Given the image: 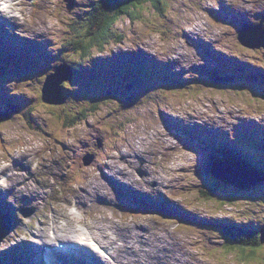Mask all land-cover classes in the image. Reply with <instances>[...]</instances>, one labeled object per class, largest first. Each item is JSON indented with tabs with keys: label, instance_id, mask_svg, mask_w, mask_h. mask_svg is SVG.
Returning <instances> with one entry per match:
<instances>
[{
	"label": "rangeland",
	"instance_id": "374dc122",
	"mask_svg": "<svg viewBox=\"0 0 264 264\" xmlns=\"http://www.w3.org/2000/svg\"><path fill=\"white\" fill-rule=\"evenodd\" d=\"M91 1L73 0L75 6L72 11H68L66 9L68 5L64 7L59 0H40L34 17L33 12H29L30 21H25L27 27L32 32L43 35L42 39L48 41L51 39L53 42L49 45L51 52H45L46 65L57 58H64L70 65H75V61L79 60L76 55L68 51H62L59 55L56 53L61 50L63 41L73 31L76 33L84 23ZM188 1L194 2V0H163V9L167 8V11L162 13L150 1L142 0L140 3L142 6L137 8L136 18L121 16L113 32L117 37L118 33L123 34V39L120 42L116 38L114 39L116 41H110L103 52L93 50L92 56L100 55L104 65H90L88 73L90 77L95 76L90 83L84 78L70 83L64 90L68 96L64 105L55 107L41 100L39 83L42 84L50 69L43 74H40L41 72L36 74V68L30 65L29 67L32 68L30 72L27 67H21L10 76L7 71L0 68V113L10 107L20 108L18 113L0 122V168L5 163L10 166L14 163V170L22 175L26 182V184L13 183L8 179L7 174H3L0 179L3 190L9 196L8 199L0 202L2 211L11 214L12 221L16 220V223L19 221L18 225L13 227L18 237L9 241L2 239L1 251L7 249L10 244L21 243L23 238L37 234L38 231L43 234L40 238L41 242H45V234L52 227L60 237L70 234L67 232L70 229L81 228L83 231L87 229L105 244L123 242L121 237L126 230L125 238L129 244L125 246L129 247V254L134 261L138 259V252L142 255L146 251L141 246L139 249L132 246L134 241L136 246H139L137 242L141 240L142 234L143 246L149 250V253L159 254L163 264L166 262L179 264L178 259L190 261L186 264H264V242L260 241V246L252 252L248 248L241 250L238 245L229 243L226 232L223 236L225 228L222 225L228 220L231 221L229 223H237L240 226L239 229L235 224L227 227L234 229L230 231L231 238L247 236L246 230L254 235L262 227L264 228V178H259L256 170L248 168L244 170L238 164H234L245 171L247 178L244 179V184L248 183V186H251L242 189L201 171L202 165H206L210 160L211 150L204 141H200L205 136H212L215 133L212 131H218L226 136L228 133H233L245 137L247 136L245 128L250 123L249 127L254 128L255 131H264V87L258 85L259 81H251L248 86L249 91L242 96L233 94L234 91H225V88L232 87L231 85L224 87L221 92L213 83L207 82L206 74L209 73L204 71L205 66L197 64L202 59L209 61L204 51L211 48L237 61L248 63L255 73L257 70L254 67L264 68V31L256 28L248 30L249 42L255 45L253 49L241 46L237 40V31L246 21L245 16L251 19L250 13H259L261 18L264 0H231L230 13L225 11L220 16L218 12L223 10L221 2L228 4L226 0H221L217 5L202 3L203 0H195L199 2L190 5ZM212 2L213 0H209V3ZM182 3H188L189 7L184 10ZM198 4L200 11L195 9ZM175 8H179V11H173ZM212 12L215 13L213 17L209 15ZM197 15L206 23H202ZM227 15L228 17H225ZM47 23L52 27L53 33L45 30L48 28ZM251 25L257 24L255 22ZM183 29L190 33L187 35L189 39L205 36L207 42L199 49L192 40H190L192 42L187 41V36L184 39ZM118 52L126 56L120 58L125 61L137 55H141L138 60L143 62H145L144 57L154 59L160 67L169 68L182 77L191 76L194 83L187 84L195 85L190 88L183 87V79L179 78L176 82L179 84L177 87L186 89L176 91L168 82L150 80L138 75L133 76L134 84L125 75L126 71L119 69V66L129 64L128 62L114 65L112 73L106 69L108 56L116 55ZM196 52L198 56L194 62L190 54ZM53 54L56 56L54 57ZM76 54L80 53L76 52ZM25 60L26 58L17 61L21 65ZM54 65L52 64V67ZM202 71L204 72L200 74ZM157 73L161 74L160 71ZM114 74L117 75L116 80L110 85V76ZM229 76L234 77L235 82L239 83L236 81L238 79L236 76L242 77L243 72L238 71L235 76L230 73ZM31 79L33 81H30ZM85 85H88V88H85ZM117 85L120 86L117 87L120 88L119 93L113 92L112 87ZM83 89H87V92ZM169 90L171 94L168 93ZM5 91L9 92L5 93ZM150 97L159 98V101L145 102ZM96 105L101 106L102 114L99 112L100 109H97V115L91 117ZM85 107L86 110L83 111ZM184 111L188 113L182 116L183 119L195 117L193 114H203L211 122L215 121L216 124L209 125H216V128L202 122V126L197 125L201 129L196 136L191 134L187 129L190 127L188 125L195 124L180 121ZM27 117L38 126L37 130L27 123ZM59 118L68 119L73 125L80 124L75 129H69L67 135L63 136L60 130L58 132ZM97 118L99 122L96 124L97 129L89 134L88 123ZM173 118L175 121H172ZM126 119L129 121L120 130L118 123ZM256 119L261 123L255 124ZM103 121L108 125L102 124ZM224 124L228 126L225 127ZM40 127L44 128V131H38ZM168 131L172 132L169 146L159 141V136ZM97 137L103 140L100 149L102 152L96 156L97 164L81 169L78 166L71 173L67 166L71 152L68 151L67 145L71 144L77 149L81 147L82 139H86L90 144L88 147H93L95 153ZM254 141L257 142L255 147L257 150H249L246 147L245 151H251L256 155L255 161H261V166L264 167V143H258L257 139ZM21 150L28 154V158L21 157L14 162L11 155L20 154ZM34 151L37 156L33 155ZM123 152L128 156L124 160L121 159ZM159 152L160 156H158ZM55 153L60 157L57 162H53V156H49ZM41 154L47 159L41 158ZM88 154H92L95 159V155L91 152L84 154L76 152V158L79 161L80 155ZM80 165L85 166L82 160ZM140 167L146 169L144 171L147 175L144 180L138 178ZM101 168H106L108 174H111L109 171L122 170L118 177L112 176L124 177L122 182L126 185L135 182L138 186V182L139 189L146 190L147 193H161L164 198L169 194L170 198L167 197L170 199L169 204L179 201L182 211L188 217L187 221L192 223L193 227L183 225L185 218H173L172 215H139L140 213L133 215L138 209L136 208L138 195H132L133 201H126L125 199L129 198L124 199L122 193L118 197L112 183L100 174ZM51 169L55 170L53 172L55 182L53 178L50 179L53 183L48 179V173H51L48 170ZM219 169V166L215 167V171L221 173ZM123 170L127 171L123 172ZM69 175H72V179L68 177ZM133 178H136L137 182ZM6 183H9V186H6ZM43 186L45 187L42 188ZM210 189L211 196L204 199L202 195L206 193L202 190ZM23 192L31 196L35 194L38 199L37 204L22 199ZM110 193H114V198H111L110 202L101 198V194L110 195ZM116 198L118 200L121 198L117 205H115L118 203ZM238 198L240 201L231 206L239 200ZM60 199L65 200L60 201ZM77 199L80 207L71 212L70 204ZM23 207L33 208V215L23 217L20 212ZM223 207L227 209L220 211ZM228 207L232 208L228 209ZM66 210L72 215H78L79 221L68 219L66 224L65 221L54 222L53 225L47 224V221L50 223L47 213L51 215V219L53 213L58 219L66 214ZM201 217L211 219L212 223L197 220ZM199 225H204L207 236L211 235L213 242H205L206 238L202 235ZM141 228L145 231H141ZM214 228L220 233L214 235ZM186 235L194 239L192 245L186 242ZM114 246L116 255L123 252V258L125 261L128 260L127 248L121 244ZM191 247H194L195 251L189 256L186 253ZM144 259H149V254L144 255Z\"/></svg>",
	"mask_w": 264,
	"mask_h": 264
},
{
	"label": "bare ground",
	"instance_id": "6f19581e",
	"mask_svg": "<svg viewBox=\"0 0 264 264\" xmlns=\"http://www.w3.org/2000/svg\"><path fill=\"white\" fill-rule=\"evenodd\" d=\"M28 2H29V4L32 6V8L34 9V10H37V1L36 0H27ZM227 1V0H226ZM228 2V4H224V3H222L221 2V5H222V7H223V9L226 7V6H230L232 3H230V1H227ZM89 6V5H88ZM223 11V10H222ZM222 11H220V12H218V15L220 16L221 14H223V12ZM0 13H3V12H1L0 11ZM250 15H251V20L252 21H256V20H259L260 21V19H259V17H260V15H259V13H250ZM225 17H227V16H225ZM252 23H255V22H252ZM0 42H2V43H5V44H8V41L3 37V36H1L0 35ZM183 53H185V52H183ZM186 54V53H185ZM191 55V57H192V60L194 61V62H196V58H197V56H198V54H197V52L196 53H191L190 54ZM25 57H22L21 59L23 60ZM128 60H130V59H128ZM127 60V61H128ZM26 61V60H25ZM197 62H198V59H197ZM198 65H200V66H206V64H207V61L205 60V59H202L201 61H199L198 63H197ZM147 65V67H148V64H146ZM148 70H150L149 68H148ZM256 73H258V71L256 72ZM30 81H33V79H31ZM49 81H48V79L45 77V79H44V83H43V89H45L46 87H47V83H48ZM52 88H54V87H52ZM53 95H58V93L57 92H53ZM15 109H18V107L17 106H15L14 107ZM172 121H175V119L173 118L172 119ZM176 124V123H175ZM165 130H167V129H165ZM171 134H172V132L171 131H168V132H165V133H162L161 134V136H159V141H160V143H163V144H166V145H170V143H171ZM221 136L219 135V138H220ZM222 139V138H221ZM165 140V141H164ZM222 141V140H221ZM226 145H229V143H227ZM226 147H228V146H226ZM226 147H224V149H227ZM67 149H68V151H70V152H78V149L79 148H77V149H74V146L73 145H67ZM21 153L20 154H17V155H11V157H12V159L14 160V162H16L18 159H20L21 157H23V158H28V154L26 153V152H24L23 150H21L20 151ZM33 155L34 156H37V153H36V151H34L33 152ZM128 156H127V153H121V159H126ZM54 158L55 159H58V160H60V157L59 156H54ZM67 166H69L72 170H73V168H74V165L71 163V162H68L67 163ZM219 167H220V169H219V171L221 172L220 174H221V176H222V178H223V180L226 182V183H228V184H232V185H234V186H237V183H236V180H235V176H236V179H239V183L242 185L243 183H244V180H243V178L240 176V174L242 173V172H244L241 168H239V167H237V166H234V164H231V162L230 163H224V162H222V163H220V165H219ZM49 172H51V173H53V172H55V170H53V169H51V170H48ZM3 174H7L8 176V179H10L13 183H22V184H26V182L24 181V179H23V177H22V175H20L18 172H16L15 170H14V163L10 166V165H8V163H5L1 168H0V179H1V177H2V175ZM100 174L102 175V176H104L106 179H108L109 181H114L115 183L117 182V183H119V185H116V184H112L113 185V187L116 189V191H117V193L118 192H121L122 190H123V192H125L126 194H132V193H134V192H139L140 191V189H139V183L137 182V180H136V178H133V179H135V181L137 182V184H138V186L136 185V183L135 182H132V183H130L129 182V184H123L121 181L122 180H124L125 178L124 177H122V178H115L114 176H112V174H108L107 173V171H106V168H101V170H100ZM69 178H71L72 179V175H69L68 176ZM222 178H220V179H222ZM111 183V182H110ZM6 186H9V183H6ZM122 189V190H121ZM0 195L2 196V201L3 200H6V199H8V195H7V193L3 190V188H2V183L0 182ZM162 196V194L161 193H159V194H156V193H154V192H151V193H147V194H144V198L143 199H150V198H158V197H161ZM202 197V196H201ZM21 198L22 199H24V200H26L27 202H29V203H31V204H37V201H38V199H37V196L34 194V196H31L29 193H27V192H23V193H21ZM101 198H104L106 201H108V202H110L111 201V198H114V193H110V195H104V194H101ZM129 198V197H128ZM200 198V197H199ZM130 199V198H129ZM119 200L116 198V202H118ZM8 203V202H7ZM77 204L80 206V203H79V201L77 200ZM67 207V206H66ZM97 207V206H96ZM98 208V207H97ZM99 209V208H98ZM66 214L65 215H63V217L65 218V220L66 219H75L77 222L79 221L78 219H79V217H78V215H72V214H70L69 212H68V210H66V212H65ZM197 220H199V218L197 219ZM66 222H68V220H66ZM73 222V221H72ZM1 231V230H0ZM78 230H76V232H77ZM123 235H122V240H123V242L125 243V245L126 244H129V242L128 241H126V238H125V235H126V230L122 233ZM43 236V234H42V232H41V234H40V231H38L37 232V236L36 237H38V238H41ZM93 238V237H92ZM185 239H186V242L189 244V245H192V243H193V241H194V239L191 237V236H188V235H186L185 236ZM47 241V239L45 240V242ZM199 241V240H198ZM25 244H26V248H27V251L28 252H30L31 251V253H32V251H33V245H32V241H30L29 239H25ZM29 247V248H28ZM106 248H108V247H104V249H106ZM29 249V250H28ZM37 249H40L39 247H37ZM110 250H112V248H110ZM133 250V249H132ZM132 254H134V253H132ZM199 253L197 252V255H198ZM135 255V254H134ZM112 258H113V260L116 262V258H115V256H112ZM4 264H9V263H4ZM92 264H98V263H92Z\"/></svg>",
	"mask_w": 264,
	"mask_h": 264
},
{
	"label": "trees",
	"instance_id": "16d2710c",
	"mask_svg": "<svg viewBox=\"0 0 264 264\" xmlns=\"http://www.w3.org/2000/svg\"><path fill=\"white\" fill-rule=\"evenodd\" d=\"M141 1L142 0H99L94 7H92L93 10L81 29L80 37L74 40L70 38L65 44V49L68 52L78 50L80 53L88 55L95 46L99 48L104 47V45L113 39L112 27L116 20L122 15L135 16L138 14L137 8L141 6ZM145 1H150L157 9H161L163 6V0ZM247 160L250 162V159ZM216 162L217 160L214 158L208 160L206 165H202L201 171L211 174V167L216 164ZM202 191L208 194H203L205 198L212 194L211 189ZM251 233L246 231L245 234H247V236H237L230 244L238 245L241 250H245L246 248L251 252L254 251V249L256 250L257 247L260 246V233L257 232L254 235H251Z\"/></svg>",
	"mask_w": 264,
	"mask_h": 264
},
{
	"label": "water",
	"instance_id": "95a60500",
	"mask_svg": "<svg viewBox=\"0 0 264 264\" xmlns=\"http://www.w3.org/2000/svg\"><path fill=\"white\" fill-rule=\"evenodd\" d=\"M253 28H256V29H260V30H262L263 31V29H262V26L261 25H257V26H255V27H253ZM246 36H247V32H246V29L245 28H242L241 30H240V32H239V35H238V38H239V40L243 43V44H248V45H250V47L252 46H255V45H252L250 42H249V39L247 38V42H246ZM49 81V80H48ZM58 89L60 90V92H61V89H60V87L58 86ZM53 92H57L58 93V95H53ZM58 96H59V92H58V90H57V88H52V85H51V82L49 81L48 83H47V87L43 90V96H42V98H43V100L45 101V102H49V103H61L63 100L62 99H60V98H58ZM2 119V116H0V120ZM91 158V157H90ZM90 160H88V161H86V162H89ZM212 174L214 175V176H216V177H218V178H222L221 176H219V174L217 173V172H215L214 170H212ZM241 176V175H240ZM242 178H243V176H241ZM245 179V177L243 178V180ZM235 180H236V183H237V186H239V187H242V188H246V187H249L248 185V183H246V184H240L239 183V179H236V176H235ZM238 180V181H237ZM261 241L262 242H264V229L261 231Z\"/></svg>",
	"mask_w": 264,
	"mask_h": 264
}]
</instances>
